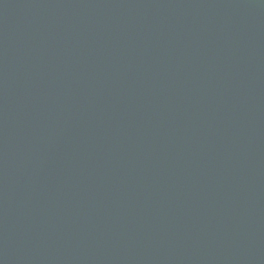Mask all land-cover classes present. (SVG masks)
I'll return each instance as SVG.
<instances>
[{"label": "water", "instance_id": "95a60500", "mask_svg": "<svg viewBox=\"0 0 264 264\" xmlns=\"http://www.w3.org/2000/svg\"><path fill=\"white\" fill-rule=\"evenodd\" d=\"M0 264H264V0H0Z\"/></svg>", "mask_w": 264, "mask_h": 264}]
</instances>
